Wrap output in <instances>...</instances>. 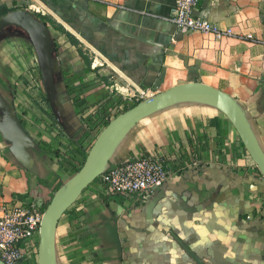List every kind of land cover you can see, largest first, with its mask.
I'll return each mask as SVG.
<instances>
[{
	"label": "crops",
	"instance_id": "0c3cea01",
	"mask_svg": "<svg viewBox=\"0 0 264 264\" xmlns=\"http://www.w3.org/2000/svg\"><path fill=\"white\" fill-rule=\"evenodd\" d=\"M0 5L48 21L57 42V123L66 135L80 136L81 117L60 73L84 68L80 48L91 61L84 80L94 82L85 96L107 92L137 101L140 92H146L145 100L176 86L204 84L235 101L264 152V0H200L196 14L218 33L177 28L170 20L172 0ZM56 27L73 36L78 48ZM43 93L27 39L13 31L0 36V103L22 120L33 141L18 147L0 132V210L24 199L44 204L75 174L37 147V140L50 141L58 133ZM6 114L0 108V123ZM144 156L163 160V186L148 198L110 197L92 179L75 201L79 217H60L48 246L49 264H264V176L213 100L179 99L137 120L111 141L94 174L100 178Z\"/></svg>",
	"mask_w": 264,
	"mask_h": 264
},
{
	"label": "water",
	"instance_id": "95a60500",
	"mask_svg": "<svg viewBox=\"0 0 264 264\" xmlns=\"http://www.w3.org/2000/svg\"><path fill=\"white\" fill-rule=\"evenodd\" d=\"M10 30L22 34L29 42L36 58L40 82L48 106L55 119L61 123L56 107V48L48 25L33 12L19 8L0 16V35ZM192 96L207 97L221 108L237 132L245 150L264 176V152L249 130L237 104L228 94L200 83L170 88L120 113L100 131L90 146L80 169L73 175L66 187L53 197L45 209L38 237L37 264H49L48 246L60 217L74 204L95 177V166L111 141L122 130L144 116L176 100ZM0 108L7 111L5 121L0 123V132L4 139L18 147L26 143L32 144L33 141L27 135L14 111L5 103H0Z\"/></svg>",
	"mask_w": 264,
	"mask_h": 264
},
{
	"label": "built area",
	"instance_id": "2783aa9c",
	"mask_svg": "<svg viewBox=\"0 0 264 264\" xmlns=\"http://www.w3.org/2000/svg\"><path fill=\"white\" fill-rule=\"evenodd\" d=\"M170 20L179 28L188 31L215 32V27L196 14L200 0H172ZM36 13L41 9L33 8ZM223 34H230L224 31ZM95 61V60H94ZM96 64L98 66H102ZM146 92H140L138 100L144 99ZM137 100V101H138ZM168 171L163 160L153 156L134 158L117 164L100 175L109 193L148 198L163 186ZM43 204L30 202L7 203L0 210V262L16 264L29 258L35 236H39L40 225L45 213Z\"/></svg>",
	"mask_w": 264,
	"mask_h": 264
},
{
	"label": "trees",
	"instance_id": "16d2710c",
	"mask_svg": "<svg viewBox=\"0 0 264 264\" xmlns=\"http://www.w3.org/2000/svg\"><path fill=\"white\" fill-rule=\"evenodd\" d=\"M13 9L19 8H8L5 5H0V16ZM35 15L41 20L45 21L46 24H48V21H46L43 17L38 14ZM56 30L61 35H63L71 45H74L78 48V41L73 36H71L61 27H56ZM53 40L55 48H57L56 38L54 37ZM77 51L79 57L83 61L84 68L78 72L62 71L60 73V79L66 87L67 93L72 96L75 113L80 115L81 117V127L79 128L80 136L76 138L74 135H66L63 132V130L57 123L58 121L55 119L53 113L51 112L48 106V101L45 97V94L43 93L42 100L47 106V116L52 121L51 125H55L58 128V133L52 136L50 141H36L39 150L47 153L52 158H56L61 169H63L64 171L67 170L70 173H76L80 169L87 156V152L92 142L98 136L100 131L117 115L140 102L139 100L129 101L116 94L109 95L107 94V92L93 95L92 97L90 95L85 96L84 94L90 88L94 87V82L84 80V76L92 71L90 68L91 61L85 54H83L80 48L77 49ZM99 80H102V78H99ZM91 106H96L93 112L84 113ZM22 124L24 125L23 122ZM241 146L244 147L242 143ZM93 181H100L104 185V188L106 190L105 184L99 177L95 176L93 178ZM107 193L110 197L113 195H122L109 192ZM51 199L52 196L43 204L44 208H46L50 204ZM24 200L25 202H30V200L28 199ZM66 213L71 215L72 218H78L81 214V212H77L75 210V202L66 210L65 214Z\"/></svg>",
	"mask_w": 264,
	"mask_h": 264
},
{
	"label": "rangeland",
	"instance_id": "374dc122",
	"mask_svg": "<svg viewBox=\"0 0 264 264\" xmlns=\"http://www.w3.org/2000/svg\"><path fill=\"white\" fill-rule=\"evenodd\" d=\"M12 30V29H11ZM4 31V33L2 34V35H0V36H5V35H8V34H10L12 31ZM35 81V80H34ZM35 82H37V81H35ZM33 93L35 94L36 93V91H33ZM33 93H31V94H33ZM22 96H20L21 98H23L24 96L25 97H27L26 95H24V94H22V93H20ZM32 98V97H31ZM33 98H36V96H34ZM140 101H142V100H140ZM36 110V109H35ZM56 132V131H55ZM54 132V133H55ZM93 143V142H92ZM92 145V144H91ZM38 237L39 236H35V238H34V240H35V242H34V244H33V246H32V248H30V252L31 253H29V258H27L24 262H29V263H31V261H33L34 259H37V249H38Z\"/></svg>",
	"mask_w": 264,
	"mask_h": 264
}]
</instances>
